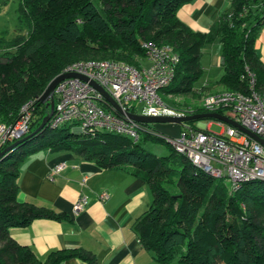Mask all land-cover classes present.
<instances>
[{
    "label": "trees",
    "instance_id": "obj_1",
    "mask_svg": "<svg viewBox=\"0 0 264 264\" xmlns=\"http://www.w3.org/2000/svg\"><path fill=\"white\" fill-rule=\"evenodd\" d=\"M18 1L20 25L16 31L20 33L10 36L8 30L0 31V122H15L22 106L34 101L28 134L50 111L40 101L48 84L87 51L102 57L100 60L124 61L141 68L146 60L143 42L171 47L180 62L172 83L161 90L164 100L171 92L196 90L187 85H194L204 75V50L220 43L224 73L219 83L223 88L248 91L243 74L249 68L256 76L257 90L264 89V60L256 49L264 26V0H231L230 8L220 14L209 32L195 31L178 16L179 9L192 0ZM78 44L86 49L83 56L65 50ZM203 112L202 106L187 111L188 115ZM143 127L135 141L110 131L82 136L71 133L69 124L53 128L46 123L3 156L0 264H60L75 257L99 264L94 256L77 248L54 251L42 262L31 248L17 244L9 234L10 227L53 217L49 209L21 202L17 195L24 158L41 147L57 146L103 168L131 172L149 184L153 202L135 229L141 244L160 263L264 264V180L248 181L225 192L223 178L192 165L172 144L151 133L158 130V123H143ZM27 143L31 145L23 149ZM162 143L167 146L163 155L147 149L148 144Z\"/></svg>",
    "mask_w": 264,
    "mask_h": 264
},
{
    "label": "built area",
    "instance_id": "obj_2",
    "mask_svg": "<svg viewBox=\"0 0 264 264\" xmlns=\"http://www.w3.org/2000/svg\"><path fill=\"white\" fill-rule=\"evenodd\" d=\"M142 47L149 65L144 64L141 68L109 59L81 60L66 66L62 73L78 76L67 77L56 86L54 111L47 123L53 128L69 124L74 132L85 136L110 131L137 141L143 123L129 117L127 112L139 114L141 109L149 116L188 115L187 111L175 110L161 97V90L175 78L179 55L167 45L143 42ZM243 79L248 81V91L225 90L207 95L201 106L206 112H218L235 120L264 139V89L257 90L256 76L249 68ZM91 81L105 88L124 113L117 111ZM34 103L30 101L22 106L15 122L0 124V152L28 135ZM227 124L228 128L220 133L212 132L210 127L197 129L183 124L180 134L167 140L192 165L214 177L228 178L234 190L245 182L264 180V145L237 126ZM154 132L157 133L151 131ZM65 166V162L55 165L49 178L53 180ZM100 198L106 200L109 194L101 193ZM88 203V196H81L73 209L80 212Z\"/></svg>",
    "mask_w": 264,
    "mask_h": 264
},
{
    "label": "crops",
    "instance_id": "obj_3",
    "mask_svg": "<svg viewBox=\"0 0 264 264\" xmlns=\"http://www.w3.org/2000/svg\"><path fill=\"white\" fill-rule=\"evenodd\" d=\"M230 5L231 0H192L179 9L178 16L195 31L209 32ZM213 45L209 53L207 48ZM207 48L202 55L205 78L201 85H207V91H219L224 89L219 83L224 73L222 45L215 43ZM256 49L264 60V26ZM206 54H210L211 65L223 70L213 80L203 64ZM187 124L197 129L212 126V123ZM158 128L175 137L184 126L158 123ZM46 151V154L35 151L22 161L17 197L21 202L49 209L53 217L36 218L29 225L10 227L9 234L17 244L31 248L42 262L54 251L77 248L94 256L99 264H162L141 244L135 229V223L153 202L152 190L145 180L123 169L103 168L63 146L46 147ZM62 162L65 168L51 180V169ZM104 192L109 194L106 200L100 198ZM81 196H88L89 203L84 210L75 212L74 204ZM60 264L88 262L75 257Z\"/></svg>",
    "mask_w": 264,
    "mask_h": 264
},
{
    "label": "rangeland",
    "instance_id": "obj_4",
    "mask_svg": "<svg viewBox=\"0 0 264 264\" xmlns=\"http://www.w3.org/2000/svg\"><path fill=\"white\" fill-rule=\"evenodd\" d=\"M18 7H19V1L18 0H0V31L8 30L10 36L17 35L20 33V32L17 33V31H16L20 25ZM23 32H25V31H23ZM147 42H150V41H147ZM94 44H96L95 41H94ZM213 47H214V45L208 47L207 51L208 52L211 51ZM215 47H217V46H215ZM67 49L69 50L68 52L70 53V55L73 53H76V54H81L83 56L84 53L86 52V49H84L82 47V45H80V44L69 45L65 48V50H67ZM89 53H91V52L87 51V53L84 57H81L77 60H74V61L70 62L68 65H70L74 62H77V61H81V60H91V59L95 60V59H101L102 58L100 56L88 55ZM209 56H210V54L205 55V57L203 59V64H204V66L208 67L207 71L209 70V77L213 80L216 77L220 76L223 73V70L218 65H214V66L211 65ZM145 65H149V62L147 61L145 63ZM204 78L205 77L203 76L194 85L193 84L187 85L190 87L192 86V88L194 87V89H196L192 92L191 91L183 92L181 90H178L177 92H171V93L166 94L164 96L165 103L170 105L175 110L188 111L191 109H195L196 107H200L202 105V101H203V98L205 96L225 91V89H221L219 91H207V89H208L207 85H201L204 82L203 81ZM142 111L143 110L140 109L139 114H142ZM221 121L222 122H220L219 120H216V119H203V120L196 122V125H198L199 123H202V124H211L212 123L210 130L212 132H215V133H220L223 131V129L228 128L227 122H225L223 120H221ZM1 123L2 122H0V124ZM153 130L157 131L156 138H160L164 141H167L168 143H169V141L167 140V138L173 140L174 138H176L178 136L177 135L175 137H172V136L164 133L162 130H159V128H158V130H156V129H153ZM72 132L75 134H78V135L85 136L82 133L74 132L73 128L71 129V133ZM37 138L40 139L39 137H37ZM164 144L165 143H162V145L148 144L147 149L157 153L158 155H163L167 151V146ZM30 145H31V143L25 144L23 149H26ZM169 145H171V143H169ZM37 152H39V153L43 152L44 154H46V152H47L46 147L39 148L37 150ZM222 185L224 186L223 188L225 189V192H231V190L232 191L234 190L232 187V183L228 178H223Z\"/></svg>",
    "mask_w": 264,
    "mask_h": 264
},
{
    "label": "water",
    "instance_id": "obj_5",
    "mask_svg": "<svg viewBox=\"0 0 264 264\" xmlns=\"http://www.w3.org/2000/svg\"><path fill=\"white\" fill-rule=\"evenodd\" d=\"M72 76H78V74L74 73H61L57 75L55 78L51 80V82L48 84L47 88L43 92V94L40 97V101L42 103H45L47 107H49L50 111L46 115V117L43 119L41 125L32 133L26 135L25 137L15 141L8 147H6L4 150L0 152V159L5 156L7 153L13 152L19 145L23 144L26 140H28L31 136L35 135L40 129H42L46 123L49 121L51 115L54 111V91L56 86L65 78L72 77ZM84 80H88L87 77L81 76ZM91 83L105 96V98L115 107L117 111L120 113H124L123 109L120 107V105L117 103V101L108 93V91L103 88L99 83L96 81H91ZM127 115L131 117L132 119L142 122V123H176V124H187L193 121H200L203 119H218L223 120L227 123L233 124L237 126L239 129L244 131L245 133L249 134L251 137L255 138L259 142H261L264 145V139L258 136L256 133L252 132L251 130L247 129L246 127L242 126L241 124L237 123L235 120L221 114L218 112H203L198 114H189L184 116H176V115H158V116H149L146 114H136L127 112Z\"/></svg>",
    "mask_w": 264,
    "mask_h": 264
},
{
    "label": "clouds",
    "instance_id": "obj_6",
    "mask_svg": "<svg viewBox=\"0 0 264 264\" xmlns=\"http://www.w3.org/2000/svg\"><path fill=\"white\" fill-rule=\"evenodd\" d=\"M217 120V119H216Z\"/></svg>",
    "mask_w": 264,
    "mask_h": 264
}]
</instances>
